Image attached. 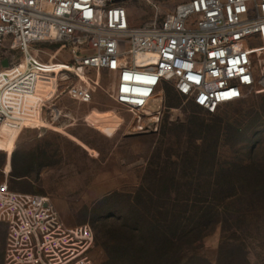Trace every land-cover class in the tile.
Listing matches in <instances>:
<instances>
[{"label": "rangeland", "instance_id": "1", "mask_svg": "<svg viewBox=\"0 0 264 264\" xmlns=\"http://www.w3.org/2000/svg\"><path fill=\"white\" fill-rule=\"evenodd\" d=\"M186 1L123 0V6L131 26H140L159 21ZM57 47L38 44L32 53L42 63L69 62L63 53L53 56ZM12 55L11 63L21 57L2 46L0 58ZM89 76L95 79L94 72ZM113 78L100 72L86 104L62 94L48 108L40 107V96L24 99L18 126L0 128V150L10 149L9 158L0 151V183L6 180L15 191L47 197L65 227L88 224L94 233L91 264H143L135 261L129 244L115 255L108 246V225L151 216L148 203L220 202L232 196L227 189L216 191L227 186L221 181L227 175L237 195L259 192L240 196L255 204L257 215L238 225L231 220L216 225L185 251L186 264H264V92L251 89L208 115L164 86L157 119L137 124L113 101ZM13 173L26 178L13 181ZM139 192L143 203L137 206ZM222 249L229 259L219 256Z\"/></svg>", "mask_w": 264, "mask_h": 264}, {"label": "built area", "instance_id": "2", "mask_svg": "<svg viewBox=\"0 0 264 264\" xmlns=\"http://www.w3.org/2000/svg\"><path fill=\"white\" fill-rule=\"evenodd\" d=\"M38 44H58L53 56L69 62H40ZM4 45L21 57L0 58V128L18 126L28 96L42 97L43 108L61 94L89 103L100 72L112 74L111 97L137 124L157 119L164 86L208 114L256 87L264 92V0H188L140 26H131L123 0H0ZM0 224L3 264H91L88 224L65 227L47 197L6 180Z\"/></svg>", "mask_w": 264, "mask_h": 264}, {"label": "trees", "instance_id": "3", "mask_svg": "<svg viewBox=\"0 0 264 264\" xmlns=\"http://www.w3.org/2000/svg\"><path fill=\"white\" fill-rule=\"evenodd\" d=\"M11 177L14 181L25 177V174L13 173ZM221 178L224 179H221L222 184L227 186L216 188V191L224 193L227 189L232 196L229 195L220 202L167 200L158 205L148 203L145 205V210L152 213L151 216H135L130 223L115 220L108 225L111 227H107L111 232L108 240L109 248H112L115 255H120L119 251L122 252L125 245L129 244L135 261L143 264L188 263V259L184 257L185 251L195 247L216 225H226L230 220L233 225H238L244 223L246 219L250 222L251 217L257 215L258 210L253 202L241 200L243 196H259V192L256 193L255 189H251L248 193L241 192L237 195L233 184L228 186L226 180L228 176L222 175ZM9 188L12 189L10 186ZM236 195L242 196L241 199L235 197ZM253 196H250L249 200ZM141 197L139 192L134 202L137 206L141 205ZM222 254L223 260L229 259L226 249L220 250L219 256ZM201 262L205 264L204 261ZM216 264H220V261L217 260Z\"/></svg>", "mask_w": 264, "mask_h": 264}, {"label": "crops", "instance_id": "4", "mask_svg": "<svg viewBox=\"0 0 264 264\" xmlns=\"http://www.w3.org/2000/svg\"><path fill=\"white\" fill-rule=\"evenodd\" d=\"M89 115V114H88ZM87 116V115H86ZM85 116V117H86ZM84 117V118H85ZM0 151H4L7 155V158H9V155H10V149H2ZM8 164L7 166L5 167V174H7L8 172ZM26 177H21L20 179H17V180H14L16 182H20L22 181L23 179H25ZM8 186L9 183L7 182ZM5 232H6V228L3 224H0V264H3V254H4V242H5Z\"/></svg>", "mask_w": 264, "mask_h": 264}, {"label": "water", "instance_id": "5", "mask_svg": "<svg viewBox=\"0 0 264 264\" xmlns=\"http://www.w3.org/2000/svg\"><path fill=\"white\" fill-rule=\"evenodd\" d=\"M0 66L2 68H6L7 67V62L6 61H2L1 64H0Z\"/></svg>", "mask_w": 264, "mask_h": 264}, {"label": "bare ground", "instance_id": "6", "mask_svg": "<svg viewBox=\"0 0 264 264\" xmlns=\"http://www.w3.org/2000/svg\"><path fill=\"white\" fill-rule=\"evenodd\" d=\"M35 97H37L36 95H34V96H28L27 98H25V99H32V98H35Z\"/></svg>", "mask_w": 264, "mask_h": 264}, {"label": "snow or ice", "instance_id": "7", "mask_svg": "<svg viewBox=\"0 0 264 264\" xmlns=\"http://www.w3.org/2000/svg\"><path fill=\"white\" fill-rule=\"evenodd\" d=\"M231 95H233V96H234V95H237V93L233 92V93H231ZM202 102H203V101H202Z\"/></svg>", "mask_w": 264, "mask_h": 264}]
</instances>
